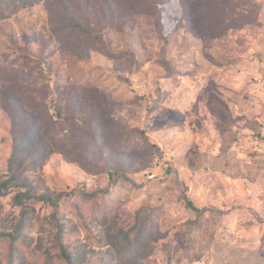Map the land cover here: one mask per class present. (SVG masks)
I'll return each mask as SVG.
<instances>
[{"label":"rangeland","instance_id":"1","mask_svg":"<svg viewBox=\"0 0 264 264\" xmlns=\"http://www.w3.org/2000/svg\"><path fill=\"white\" fill-rule=\"evenodd\" d=\"M0 264H264V0H0Z\"/></svg>","mask_w":264,"mask_h":264},{"label":"trees","instance_id":"2","mask_svg":"<svg viewBox=\"0 0 264 264\" xmlns=\"http://www.w3.org/2000/svg\"><path fill=\"white\" fill-rule=\"evenodd\" d=\"M107 52V54H109L110 56H114V53H112V52H109V51H106ZM189 202V205L190 206H192L193 208H195V209H198L197 207H195L194 205H193V203L189 200L188 201ZM199 210V209H198Z\"/></svg>","mask_w":264,"mask_h":264},{"label":"built area","instance_id":"3","mask_svg":"<svg viewBox=\"0 0 264 264\" xmlns=\"http://www.w3.org/2000/svg\"><path fill=\"white\" fill-rule=\"evenodd\" d=\"M154 175H151V177H153Z\"/></svg>","mask_w":264,"mask_h":264}]
</instances>
